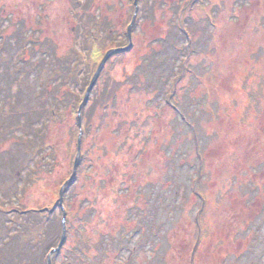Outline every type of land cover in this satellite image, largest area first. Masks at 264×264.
<instances>
[{"label": "rangeland", "instance_id": "rangeland-1", "mask_svg": "<svg viewBox=\"0 0 264 264\" xmlns=\"http://www.w3.org/2000/svg\"><path fill=\"white\" fill-rule=\"evenodd\" d=\"M84 1L0 0V66H6L2 58L8 55L11 57L9 62L14 63L18 55L23 53V49L18 45L28 44L18 37V28L26 32L25 35L30 41L39 38L38 44H52L60 49L62 54L69 52L70 45L82 52L84 36L81 28L86 17L80 14L83 8L80 3L84 4ZM135 1L88 2H91L93 8L97 2L106 10L114 8L107 19L112 22L109 29L113 28V20L117 26L116 43L114 33L113 37L102 38L103 49H99L100 54L95 53L93 61H87V66H90L87 72L89 84L85 92L75 89L79 95L75 117L68 118L62 126L56 127L52 132L51 136L63 145L61 151L65 150L64 144L71 138L69 133L75 134L77 141H71V154L68 155L67 151H64L66 156L65 159L62 157L57 172L45 177L39 186L30 190L24 202L29 208L54 205L55 220L50 233L51 238L59 237V242L64 230L63 226L60 227V222L64 216L78 217L82 210V207L73 199L67 198L65 193L63 206L60 207L59 194L74 174L81 130L82 139L89 138L87 129L91 108L94 107L96 99L103 97L101 94L112 86V82L114 84L117 79L120 82L122 76L133 72L140 55L145 57L149 53L140 45L142 41L147 44V38L157 37L164 29V21L168 16L161 12V3L164 7L175 0H139L138 8ZM201 2L205 3L206 11H209L211 23L207 24L204 11L200 12L197 8L193 22L180 20L183 27L191 32V38L186 35L185 40L176 43L179 48L185 49L176 52L173 59L168 57L170 61L165 66L167 70L162 73L160 82L155 74H152V70L146 75L155 82L149 89L150 95L157 97L155 94H159V97L155 102L148 100L143 103L140 102L141 99L135 102L144 96L133 100L135 104H139L136 105L137 111L134 115L142 113L145 117L140 139L142 150L136 153L135 151L139 150L137 146L134 145L137 150L131 149L128 142L126 146L121 147V155L115 156L114 161L117 162L113 165L107 158L102 157L100 152H86L88 147L82 145L83 158L93 157L99 166L112 165L113 173L118 172L117 180H120L121 174L124 173L129 181L137 180L136 185H147L146 189L153 192L152 198L157 202L154 204L150 199L148 201L146 197H141L139 204L144 208V212H131L132 221H128L126 225L129 233L125 241L126 248L122 252L113 248V259L109 258L113 264H264V0H198L195 4L199 6ZM129 5H132L131 11ZM146 11H149V14ZM136 12V21L132 27V32L136 34L134 40L132 37L135 48L133 55L124 60L112 55L103 68L89 100L82 108L81 116L78 117L86 92L108 50L120 47L121 43L122 48L129 46L128 32L123 31L131 26ZM39 17L43 21H40ZM40 26L42 31L39 32ZM119 26H123L120 32ZM138 34L140 39L137 38ZM95 45L92 47L97 52ZM193 47H196L199 53L191 52ZM29 56L34 58L33 61L43 58L41 54L30 53ZM172 62H175L174 66H171ZM105 68L106 73H103ZM160 71L161 69L157 70ZM108 76H113L111 82ZM104 77L108 79V83ZM110 83L111 85L107 86ZM16 91L15 84L12 94ZM122 91L121 86L116 89L120 94ZM136 94L141 95L140 92ZM144 94L148 96V92ZM2 97L3 95H0V111L7 113L9 106L2 102ZM111 104L112 108H109L105 121V127L110 128L97 133L92 141L98 143L104 139L101 141L102 145L107 146L108 152L114 153L117 142L120 144L121 137L127 134L129 127L123 125L126 122L120 123V131L117 130V133L113 134V100ZM116 106L117 104L115 108ZM101 108L100 106L98 111L94 110L93 113L100 116L103 113ZM125 110L131 118L134 113L133 106L125 107ZM114 135L119 138H114ZM142 140L146 144L145 147ZM3 154L4 149H0V157ZM82 164L81 161L79 167ZM124 164L126 165L123 169ZM138 168L139 176L136 178L134 174ZM200 171H203V174L206 171L208 174L206 184L200 187L207 195L208 208L207 202L190 195L193 187L199 191L197 181L203 180V177H199ZM26 173L27 171L17 173L14 177L18 192L23 187L22 179ZM221 186L222 190H225L220 191L221 194L224 193L229 200L223 206L217 198V190ZM12 188L15 189L14 184ZM123 189L120 188L118 195L128 198V193L123 192ZM239 193L242 200L238 199ZM236 194V202L238 205H244L246 209L233 208L235 203L230 199ZM15 197L13 195L12 200H15ZM120 197H117L116 192L113 193V212L119 210L117 204ZM9 199L3 198V191L0 190V213L5 210L8 213H16L17 206L8 202ZM236 210L240 216L239 221L234 217L233 212ZM107 214L116 221L115 214L113 216L109 211ZM121 217V222L127 219L124 214ZM231 217H234L235 223ZM117 219L119 220L118 217ZM1 222L0 218V226ZM115 226L117 225L113 224V227ZM238 226L240 228L235 232V227ZM65 228L66 237L68 234L70 239L74 240L79 237L78 228H86V223L76 221L73 232H68L67 227ZM103 228L101 225L100 229ZM221 252H227V255ZM49 254L42 258V264H48ZM63 258L59 257V264H62ZM107 261L109 260L103 264Z\"/></svg>", "mask_w": 264, "mask_h": 264}, {"label": "trees", "instance_id": "trees-1", "mask_svg": "<svg viewBox=\"0 0 264 264\" xmlns=\"http://www.w3.org/2000/svg\"><path fill=\"white\" fill-rule=\"evenodd\" d=\"M89 1L85 0L84 4L80 3L83 7L80 14L86 17V20L82 22L83 27L81 28L84 36V41L81 44L82 52H79L75 46L70 45L69 52L62 54L61 50L52 44L50 46L47 43L46 45L45 43L38 44L39 38L30 41L25 35L26 32L18 28L16 32L18 37H21L22 41L28 44L25 46L18 45L19 48L23 49V53L18 55L14 63L9 62L11 58L9 55L6 58H2L6 66H0V70H2L0 72V95H3L4 101L2 102L9 106V110L7 113L0 111V149L1 151L4 149V156L0 157V190L3 191V198L9 197L8 202L16 204L17 207L14 214L8 213L7 210L0 213V218L2 219L0 226V264H42V258H45L48 253L58 246V239L60 238H51L52 234L50 233L52 223L55 220L54 205L53 207L29 208L24 202L30 190L39 186L45 177L52 176L57 172L61 166L62 157L66 156L64 151L66 150L68 155L71 154V141L74 139L77 141L75 134L69 133L71 138L68 143L64 144L65 150L61 151L63 145H60L58 140L51 136L52 132L56 127L62 126L68 118L75 117L74 112L77 110V102L79 100V95L75 89L85 92L86 86L89 84V74L87 72L90 66H87V61L89 63L92 62L94 59L93 55L95 53L100 54L101 50L99 51V49H103L102 38L113 37L114 33V42L116 43L117 26L113 20V28L109 29V25H112V22L107 19V16L113 13L114 8L106 10L98 2L95 4L96 7L93 8L90 3L94 2V0L88 3ZM195 1L198 0H175L172 4H166L164 7L163 3H161V7H159L161 12L164 16H168V18L166 17L167 19L162 17L166 19L164 21V29L160 31L157 37L147 38V44L142 41L140 45L141 48L149 53L145 57L140 55L133 72L122 76L123 79L120 82L119 79L115 80L114 84L112 82V86L101 94L103 97L96 99L94 107L91 108L92 110L88 115L89 128L87 129L89 138L84 139L82 143L85 148L88 147L86 152L90 150L94 153L100 152L102 157L107 158L114 165L117 162V160L114 161L115 156L121 155V147L126 146L128 142V146L131 144L129 146L131 149H139L135 151L136 153L142 150L140 139L144 129L145 117L142 113L141 115H134L137 111L136 105H139L135 104V102L140 99V102L143 103L148 100L155 102L159 97V94H155L157 97L153 94L150 95L149 89L155 85V82L146 75L152 70V74H155L157 81L160 82L163 76L162 73L167 70L165 66L170 61L168 57L173 59L176 52H181L185 49V47L179 48L176 43L180 40H185L187 37L191 38V32L184 28L181 22H193L194 11L197 8L200 12L204 11L202 12L207 24L211 23L210 14L208 13L209 11H206L205 3L201 2L197 6ZM129 6L131 11L132 5ZM92 9L95 10V13H93ZM146 12L149 14V11ZM40 21H43V19L40 18ZM123 26L118 27L119 32ZM38 31H42L41 26ZM123 32H128V28L127 30L124 29ZM132 37L134 40L136 37L135 32H132ZM137 38L140 39V34L137 35ZM28 45L30 46L27 47ZM94 45L96 49L98 48L97 52L92 47ZM121 45L122 43L120 47H112L108 51L120 49L122 48ZM193 48L195 50L191 48V52L199 53L196 47ZM134 50L133 44L129 51L115 53L113 57H119L124 60L132 56ZM30 53L41 54L43 58L33 61L34 58L29 56ZM206 55L207 53L204 54V56ZM174 64L175 62H172L171 66H174ZM158 69H161L162 72H157ZM105 70L106 68L103 73ZM108 79H111V82L113 76L111 78L108 76ZM108 79L104 77L106 83L109 82L107 81ZM149 82L153 83L150 84ZM15 84L17 91L12 94ZM108 85H111V83ZM194 85L195 83H193V87ZM120 86L123 90L121 94L116 92V89ZM138 92L141 95L136 94ZM144 92H148V96ZM138 96L144 97L136 99ZM134 99H136L135 102L133 101ZM112 100L113 134H116L117 130L120 131V126H122L118 125L120 123L126 122L123 125L129 127L127 134L121 137L120 144L117 142L116 152L114 153L108 152L107 146L102 145L101 141L104 139H101L98 143L92 141L97 136V133L104 132L105 129L110 128L105 127V121L108 117L109 108H112ZM129 105L134 108L131 118H129L125 110V107L128 108ZM175 105H177L176 101ZM100 106L103 113L98 116L93 112L94 110L98 111ZM104 107H107V109ZM19 132L22 135L18 136ZM115 137L119 138L117 135H114ZM142 143L145 147L146 144H144L143 140ZM134 145L137 146V149ZM83 156L81 160L83 164L78 168L75 177L64 189L65 195H68L67 198L73 199L82 207V210L79 212L78 217L70 218L67 215L65 220L60 222V227L65 226L68 232H73L76 221H81L86 223V228H78L77 236L79 237L74 240H71L67 234L61 250L52 256V264H59V257H64L62 264H103L107 259L109 261L105 264H113V248H117L120 252L126 248L125 241L129 234L126 230V225L132 218L131 212L135 210L144 212L142 211L144 208L139 204L141 197H146L148 201L150 199V202L157 204L154 200L155 198H152L154 197L152 196L153 192L146 189L147 185H136L137 180L129 181L124 173L121 174L120 180H117L118 172L113 173L112 165L111 167L99 166L96 164L95 158L87 156L83 158ZM124 159L126 160L127 157ZM125 165H123V169ZM24 171H27V173L22 179L23 187L18 192L16 191L17 187L15 186L14 177L17 173L21 174ZM135 173L134 175L137 178L139 176V168ZM200 176L201 178L203 177V180L202 182L200 180L197 181L199 191L193 187V190H190V195L201 198L205 203L207 202L206 208H208L207 195L200 188L206 184L208 174L206 171L203 174L202 171L201 175L199 174ZM12 183L14 188L16 187L15 189L12 188ZM120 188H124L122 191L128 193V198H122V196L118 195ZM218 189L217 198L219 204L223 206L229 200L226 199L224 193L221 194L220 192L225 191L222 190L223 187L221 186ZM114 192L117 193V197H120L117 204L119 207L118 213L116 211L113 212ZM13 195L16 196L15 200L11 198ZM235 198H237V194L230 199V201L235 203L233 208L246 209L244 205H238ZM241 198L242 195L239 193L238 199L242 200ZM108 211L113 213V216L115 214L116 221L111 218L110 214H107ZM237 212L238 210L233 213H235V219L239 221L240 216ZM123 214L127 219L121 222ZM234 217H231L233 223H235ZM113 224L117 226L113 227ZM101 225L104 226L103 229H100ZM239 228V226L235 227V232ZM109 240L111 243H109ZM224 249L225 247L223 246ZM221 253L224 254L223 252ZM226 253L224 255H227Z\"/></svg>", "mask_w": 264, "mask_h": 264}, {"label": "water", "instance_id": "water-1", "mask_svg": "<svg viewBox=\"0 0 264 264\" xmlns=\"http://www.w3.org/2000/svg\"><path fill=\"white\" fill-rule=\"evenodd\" d=\"M138 2L139 0H136L135 1V6L136 8H138ZM136 16H137V12L135 13L134 15V18H133V21H132V24L131 26L128 28V40H129V46L126 47V48H120V49H113V50H110L106 53V55L104 56V59L102 60L101 64L99 65V68L98 70L96 71L95 75H94V78L86 92V96L84 98V101L82 103V105L80 106V109H79V113H78V117L81 116V111H82V108L84 107V105L87 103V101L89 100V97L92 93V91L94 90L95 88V85H96V82L103 70V68L105 67V65L107 64V62H109V59L112 57V55H114L115 53H119V52H127L129 51L131 48H132V27L136 21ZM79 122H81V119L79 118ZM82 138H83V134H82V130H81V133L79 135V138H78V152H77V157H76V161H75V164H74V174L72 176V179L75 177L76 173H77V170L79 168V164H80V159H81V154H82ZM71 179V180H72ZM60 199H59V205L60 207L63 206V196H64V187L63 189L60 191ZM66 217V215L64 216V218ZM65 239H66V228L64 227V230H63V234H62V237H61V241L58 245V247L56 249H53L49 256H48V264H52V260H51V257L55 254V253H58L61 248L63 247L64 243H65Z\"/></svg>", "mask_w": 264, "mask_h": 264}]
</instances>
